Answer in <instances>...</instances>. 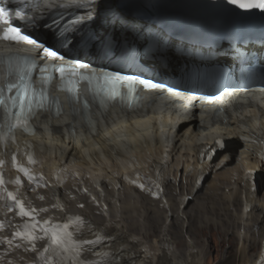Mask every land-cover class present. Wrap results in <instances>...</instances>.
Here are the masks:
<instances>
[{"label":"snow or ice","instance_id":"obj_1","mask_svg":"<svg viewBox=\"0 0 264 264\" xmlns=\"http://www.w3.org/2000/svg\"><path fill=\"white\" fill-rule=\"evenodd\" d=\"M15 2L17 6L12 11L6 6L8 0H0V44L4 46L0 51V205L6 213L14 212L23 222L19 225H12L11 221L0 222V230L5 227L14 229L11 239L0 238V244L8 245L9 250L23 248L24 251L37 253L35 264H118L114 258L116 253L112 251L115 237L107 233V227L111 225L92 231L91 223L81 216L66 215L61 222H54L52 218L41 219L40 214L49 209L25 204V197L21 194L22 177L32 186V191L46 185L43 174L33 173L31 166L38 161L32 151L22 154L27 165L19 159L21 150L16 134L22 132L34 136L36 130L32 121L38 115L51 113L58 119L63 114L59 97L51 95L54 82L57 91L65 94L71 114L76 117L82 111L83 119L93 134H96V124L91 119L93 105H97L101 116L106 117L109 109L117 105L129 110L138 108L142 100L141 91L179 95L172 87L142 73L100 69L82 58L87 53L88 56L106 60L108 67L112 64L135 65L146 60L144 49L151 51L155 46L159 50L162 42L146 30L147 26L137 27L139 21L131 17H125L124 24L119 19L111 23L112 18L109 17L110 27L106 28L103 24L97 26L98 20L105 19L103 14L111 10L109 0H57L54 4H45L47 15L39 17L30 14V10H39L38 0ZM223 2L244 12L257 10L264 15V0ZM117 25L125 33L123 37H118ZM40 32L46 36L50 34V37L41 39L35 35ZM243 39V35H233V44L229 45L232 51L225 55L231 58L235 53L240 59H246L234 46L242 43ZM260 40L264 44V30ZM217 47L222 49V45ZM21 51L26 54H20ZM160 55L164 56V53ZM152 56L155 58L156 53ZM85 92L87 96L83 94ZM260 92L264 93V89ZM220 98L211 95L202 99L205 103H212ZM119 127L114 125L113 130ZM71 131L74 134V129ZM105 135H110V131H106ZM225 147L222 140H217L215 148L208 151L215 155L216 151ZM10 148L15 149L10 153L11 167L17 173L14 180H6L3 174L4 156L8 154L5 150ZM25 148L31 149L32 145L25 141ZM211 158L209 155L208 159ZM228 158L229 155L222 157L221 163ZM56 178L60 179L59 176ZM202 179L201 174L197 178V186ZM249 179L255 190L253 172H247L246 184ZM131 183L144 190L143 184ZM8 184H14L15 191L9 190ZM155 186L157 191L151 194L158 198V192L162 191L158 180ZM54 207L63 211L59 203ZM86 232L89 234L85 235ZM41 240L45 241L42 251L37 248ZM8 264L12 262L8 261ZM260 264H264V259Z\"/></svg>","mask_w":264,"mask_h":264},{"label":"bare ground","instance_id":"obj_2","mask_svg":"<svg viewBox=\"0 0 264 264\" xmlns=\"http://www.w3.org/2000/svg\"><path fill=\"white\" fill-rule=\"evenodd\" d=\"M43 10L45 9L42 8L41 11ZM190 124V122L183 124L179 134L176 135L172 151L170 150L172 154L169 156L177 162L167 169L163 178L160 179L163 186L160 197L154 198L153 195L143 194L113 166L112 174L120 185L117 195L114 196L116 202L113 205L121 212L119 216L121 223L116 227L119 229L110 235L115 237L112 251L116 253L114 258L119 260L120 264L129 262L132 264H207L208 246L203 244L200 247L192 238L187 237L192 231L194 222L200 223L198 219L203 211L198 205L203 203L198 202L199 204L194 209L196 215L189 213V208L194 199L197 201L203 198L208 201L207 204H219V211H221L217 214L219 220L215 219L212 222H217L220 226L228 224L229 228L224 232L227 238L232 229L238 230V232H233L235 238L232 236L226 239V242H230L232 247L237 246L236 253L241 264H260V261L264 259V168L259 176V190L253 198L246 194L245 203L244 192L247 187L244 185L242 173L250 159L245 146L238 142L233 150L216 151L217 156L214 157V161L199 167L195 160L198 144L204 143L211 134H205L204 137H202L204 134H201L200 142H198L196 140L198 134L188 130ZM233 135L234 133L230 132V136ZM211 147H214V143ZM155 153H159L158 148L137 150L135 156L144 166L142 174L150 175L147 163ZM178 155H180V160L176 159ZM225 155H229L230 158L224 159L221 163V158ZM252 162L259 164L255 157H252ZM201 169L211 173V177L198 193L197 173ZM61 173L63 179L60 178L62 179L60 185L65 209L68 212H77L76 215L89 221L93 226L92 231L103 229L105 220L97 212L96 205L86 198L77 174L74 172L68 174L63 171ZM124 173L134 179L133 170L124 169ZM60 179L55 178L54 180L59 182ZM84 180L89 182L87 178ZM142 181L150 187L151 191H154L151 183L144 178ZM88 186H90L89 183ZM29 192L32 193V191ZM34 193H36L35 202L45 203L43 207L49 209L44 216L51 212L57 213L50 202L46 186L35 190ZM109 194L111 195L110 192ZM38 197H43V199ZM189 197L193 198L191 205L183 211L182 205ZM112 199L113 197H108L104 200L109 205L110 211L113 208L110 205ZM97 200L100 199L97 198ZM80 205L83 207H79ZM14 218L13 214H7L0 206V222L11 221L13 225ZM12 230V227L0 230L1 238L11 239ZM177 240L184 242L183 249L177 248ZM259 245H261V250L258 252ZM253 252L254 255H252ZM0 257L3 258L0 259V264H8V261L12 264H34L36 256L35 252L24 251L23 248L9 250L8 245L0 244ZM223 259L230 258L224 254Z\"/></svg>","mask_w":264,"mask_h":264},{"label":"rangeland","instance_id":"obj_3","mask_svg":"<svg viewBox=\"0 0 264 264\" xmlns=\"http://www.w3.org/2000/svg\"><path fill=\"white\" fill-rule=\"evenodd\" d=\"M198 202L203 204L198 205L199 204ZM207 203L208 201H206L205 198L192 202V205L189 208L190 209L189 213H193L196 215L197 213L196 212L194 213V209L196 208L197 205L198 207H201V210L203 212L201 213L200 218L198 219L200 223L194 222L192 231L187 237L188 238L190 237V239L192 238L193 241L199 244L200 247H202L203 244H205L206 247L208 246L209 252L207 254L208 258H206L207 264H241L242 262L240 261L236 253L238 251L237 246L232 247L230 242L229 243L226 242V239L234 236L233 232H238V230L232 229L231 230L232 234L230 233V235L227 238V236H225L226 233L224 234V232L226 229L229 228L228 224L225 223L222 226H220V224H217V222L216 223L212 222L215 219L219 220L218 218L219 216L217 215L219 214V212H221L219 211V204L209 203L210 204L209 205ZM211 216L213 217V219ZM233 238H235V236ZM223 241H225L226 243L224 244ZM177 244H178L177 248L183 249L184 242H180L179 240H177ZM260 250H261V245H259L258 252ZM224 254L225 255L227 254L230 259H223ZM254 254L255 253L253 252L252 255Z\"/></svg>","mask_w":264,"mask_h":264}]
</instances>
